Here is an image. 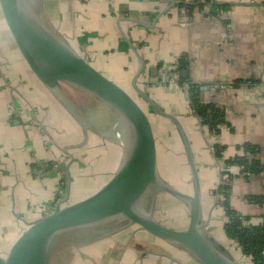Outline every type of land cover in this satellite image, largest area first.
Instances as JSON below:
<instances>
[{
    "label": "crops",
    "instance_id": "1",
    "mask_svg": "<svg viewBox=\"0 0 264 264\" xmlns=\"http://www.w3.org/2000/svg\"><path fill=\"white\" fill-rule=\"evenodd\" d=\"M73 1L50 0L55 12L61 4L67 7V31H62L59 23L58 33L71 46L69 38H73L79 50L73 47L81 55L133 93L136 92L132 83L135 78V86L161 111L178 119L198 176L205 163L217 173L212 190L215 200L210 208L213 211L219 205L216 190L221 181L223 158L239 154L242 144L252 143L260 146L264 163V0ZM75 10L82 14L77 17ZM87 26L102 27V31L96 29V42L85 46L75 30ZM117 26L122 35L116 36ZM111 40L115 41L109 45ZM3 44H7L10 57L3 58L0 43V232L4 235L6 231L11 243L23 229L20 224L14 226L10 222L11 211L14 209L19 218L28 220L42 214L40 211L45 212L54 205L53 195L60 185H65L71 171L70 166L65 165V157L48 142L52 137L48 124L55 121L61 125V117L64 119L67 114L60 96L37 79L6 35ZM183 54L188 58L185 69L188 81L237 82L217 90L213 96L206 92L201 94L224 110L227 124H222L218 133L209 131L191 110L189 82L181 80L183 76L175 71ZM138 96L147 104L144 96ZM153 116L160 140L163 137L164 141L178 145L182 142L185 149L182 137L180 142L172 136V126L176 123L157 113ZM186 127L192 131V140L188 138ZM59 131L55 130V135L61 140L69 137L68 133L64 137ZM214 144L225 147L222 158L215 155ZM186 161L189 169L188 159ZM33 164L39 168H34ZM229 170L233 175L229 194L231 207L248 215L249 223L259 222L264 215V171L244 178L238 166H231ZM60 176L63 179L59 181ZM251 195L261 196V202L249 199ZM61 198L58 193L56 201ZM221 219L225 221L224 211ZM130 237L146 246L118 248L112 245V236L94 239L89 251L95 259L96 254H100V258L83 264H102L101 257L109 254L117 256L115 263H110L113 258L108 257L109 264H200L181 247L146 231H134ZM237 249L241 251L239 246ZM249 262L253 264L250 258Z\"/></svg>",
    "mask_w": 264,
    "mask_h": 264
},
{
    "label": "water",
    "instance_id": "2",
    "mask_svg": "<svg viewBox=\"0 0 264 264\" xmlns=\"http://www.w3.org/2000/svg\"><path fill=\"white\" fill-rule=\"evenodd\" d=\"M33 2L0 0L7 27L29 68L54 93L61 92L60 86L66 85L92 95L126 121L130 132L122 159L111 178L91 195L67 205H61L63 199L58 200L47 212L28 220L11 242L8 252L0 254V264H49L57 235L68 230L113 227L122 221L181 247L200 264H241L211 241L204 230L207 221H201L199 177L178 119L161 111L135 86V78L132 83L137 93L98 70L43 20ZM186 75L187 70L183 69L182 76ZM138 94L148 100L153 112L176 123L188 159L193 183L191 195L168 186L161 178L158 167L159 131L154 116H150L139 102ZM160 188L189 202L188 222L184 228L165 224L153 217L148 205Z\"/></svg>",
    "mask_w": 264,
    "mask_h": 264
},
{
    "label": "rangeland",
    "instance_id": "3",
    "mask_svg": "<svg viewBox=\"0 0 264 264\" xmlns=\"http://www.w3.org/2000/svg\"><path fill=\"white\" fill-rule=\"evenodd\" d=\"M33 1V7L35 6L34 8L39 10L40 16L43 18V20H45L48 25L53 27L57 33L60 27L62 31H67L66 27L69 24L67 20V7H63V4H61L57 7L55 12V7L54 5L52 6L50 4V0ZM58 10L60 11L59 15ZM75 14L77 17H79L80 15L78 14H82V12L76 11ZM107 16L109 15L107 14ZM0 20H2V22H0V43L4 49L3 58L8 60L10 57L8 53V46H6L7 44H3L5 35L8 37V40L12 41L16 52L22 56L7 27L2 12H0ZM102 27L104 28V25ZM101 28L94 29L93 27L87 26L85 29L77 28L75 33L77 36H80L82 42L85 44V46H87L88 43H93L94 41L96 42L95 38L98 36L97 30L102 31ZM119 34L122 35V32L120 27L117 26L116 36H119ZM69 40L73 46L79 50L76 41H74L73 38H69ZM114 41L115 40H111L109 45L113 44ZM88 50L90 51V49ZM22 58L25 61L23 56ZM91 63L108 77L114 79L106 71L100 68V66L93 63L92 61ZM119 83L128 89L124 83ZM60 87L62 90L61 92H57V94L58 97L60 96L59 101L64 107V111L67 112V118L65 116L64 119L61 117V120H63L61 125L64 127L55 121H51L53 123L48 124V128L52 132V137L48 139V142L50 143L49 145H52L56 151L60 152L61 156L65 157V165L70 166L71 172L68 173L66 177L65 185L59 186L58 192L56 191L54 193L52 199L53 202H56V197L59 193L60 197H63L61 198L63 199L61 205H67L68 203L81 200L91 195L111 178L122 159L125 145L128 142L127 136L129 135L130 131L126 121H122L113 110H111L109 107L104 105L103 102L99 101L92 95L74 87H67L66 85H61ZM139 102L147 110L150 116L155 115L150 103L146 101V104L141 99ZM55 123L61 128H59ZM172 128L174 129H172L173 138H176L181 142L182 136L179 129L175 124H173ZM55 130L56 132L57 130H60L59 132H63L64 137H66V134L68 133L69 137L65 140H61L59 135H55ZM185 131L188 135V138L192 140V131L187 129V127L185 128ZM164 140L165 139L161 137L159 142V174L163 181H165L164 183H166L168 186H172L182 193L191 195L193 193V183L186 161V150L182 146V142L181 145L176 143L175 145L174 142H168ZM198 177L200 178L201 183V203L203 207L201 221L203 223L207 221L204 228L206 234L211 241L229 252V254L238 259L241 264H250L248 256H245L244 254L241 255V252L237 249V243L234 240L228 238L224 233L222 227V221L224 220L221 219V217H223V208L219 204L216 208H213V211L210 209L211 206L213 207L215 200L212 190L215 187V181L218 177L216 171L210 165L205 163L203 166H201ZM61 179L63 178L60 176L59 181ZM49 204L52 203L50 202ZM188 206L189 202L186 199L184 201V199H181V197H178L177 195L160 188L150 200L148 208L152 210V215L155 219L168 225L184 228L188 222ZM49 209L50 208H47L45 211L47 212ZM43 211L44 210L40 212L43 213ZM10 222L14 226L20 224L22 228H24L26 222H28V218H19L18 213L13 209L11 211ZM120 224L103 229L84 228L78 230H68L57 235L53 241V246L49 257V264H83V262L90 263L88 260H94V262L98 261L100 254H96L95 259L94 256H92L93 254L91 251H89L90 248L93 247L92 244L94 241L92 240L94 239L98 241L100 239H106L112 236V245H115L118 248H124L126 245L133 247L134 245L136 246V244L146 246L144 242L140 240H134L133 237H130L134 231H140L142 229L136 225H126L124 221H122ZM1 226L2 225L0 224V228ZM124 229H128V231L125 233L123 232ZM142 231L144 232V230ZM5 234L7 235L8 233L5 231ZM5 234L2 235L1 233L0 235L1 255H5L8 252L11 244L9 243V238H7ZM104 236L107 237L104 238ZM115 251L117 252V250ZM108 257L113 258L110 263L116 262L114 258L117 256L113 254H109L107 257L103 256L99 261H101L102 264L104 261L109 264L107 261ZM168 260L170 261V259Z\"/></svg>",
    "mask_w": 264,
    "mask_h": 264
},
{
    "label": "trees",
    "instance_id": "4",
    "mask_svg": "<svg viewBox=\"0 0 264 264\" xmlns=\"http://www.w3.org/2000/svg\"><path fill=\"white\" fill-rule=\"evenodd\" d=\"M188 68V58L181 55L177 63L175 71L182 76V70ZM181 80L188 81V77H181ZM189 83V101L190 107L196 114L203 125L209 131L218 133L222 124H227L225 120L224 110L212 101H205L201 96L197 83ZM234 84H237L235 81ZM214 152L218 158H222L224 150L223 145L214 144ZM241 152L233 157L224 159V168L221 171V183L218 187L219 204L223 208L225 221L223 230L226 236L234 240L242 253L248 256L253 264H264V215L257 223H247L248 215H242L240 212L231 207L229 201L230 181L232 174L229 170L231 166H238L239 172L244 178H248L252 174L264 171V163L260 157V146L252 143L242 144ZM34 168H39L33 164ZM249 199L261 202L262 197L251 195Z\"/></svg>",
    "mask_w": 264,
    "mask_h": 264
},
{
    "label": "built area",
    "instance_id": "5",
    "mask_svg": "<svg viewBox=\"0 0 264 264\" xmlns=\"http://www.w3.org/2000/svg\"><path fill=\"white\" fill-rule=\"evenodd\" d=\"M197 84H198V87L201 93L206 92L208 95L213 96L217 90H220L224 87L232 86L234 82L233 81L226 82V83L225 82H200ZM205 101H208V100H205ZM223 166L224 164L222 165V169L224 168ZM246 222L249 223L248 221Z\"/></svg>",
    "mask_w": 264,
    "mask_h": 264
}]
</instances>
